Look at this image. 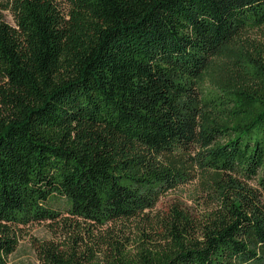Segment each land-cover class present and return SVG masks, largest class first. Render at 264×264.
Wrapping results in <instances>:
<instances>
[{"label":"trees","instance_id":"trees-1","mask_svg":"<svg viewBox=\"0 0 264 264\" xmlns=\"http://www.w3.org/2000/svg\"><path fill=\"white\" fill-rule=\"evenodd\" d=\"M4 8L0 264L22 226L59 217L57 198L87 227L149 230L132 254L111 243L106 264H264V0ZM217 60L235 80L215 91L203 80ZM197 178L193 209L148 214ZM40 257L82 264L52 246Z\"/></svg>","mask_w":264,"mask_h":264},{"label":"rangeland","instance_id":"rangeland-1","mask_svg":"<svg viewBox=\"0 0 264 264\" xmlns=\"http://www.w3.org/2000/svg\"><path fill=\"white\" fill-rule=\"evenodd\" d=\"M7 0H0V17L14 25V19L8 9ZM261 39V33L251 35ZM203 80V87L210 90L225 89L235 78L227 62L217 60ZM227 67V68H226ZM199 179L192 183L168 191L161 196L154 208L148 211L150 216L168 212L173 204H181L194 208L195 198L200 195ZM52 207L60 211L53 221L47 220L22 226L18 232V242L15 250L8 256V264H44L40 257L41 246H52L62 253L75 252L82 264H106L113 255L111 243H118L122 251L132 254L137 248L142 233H148L144 227L138 228V221H115L104 226H90L76 218L70 217L65 210L66 201L57 198ZM89 229V230H88ZM91 255V258L89 256Z\"/></svg>","mask_w":264,"mask_h":264}]
</instances>
